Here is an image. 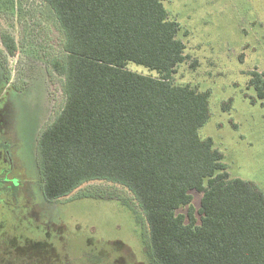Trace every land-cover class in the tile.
I'll return each mask as SVG.
<instances>
[{
    "label": "trees",
    "instance_id": "trees-1",
    "mask_svg": "<svg viewBox=\"0 0 264 264\" xmlns=\"http://www.w3.org/2000/svg\"><path fill=\"white\" fill-rule=\"evenodd\" d=\"M42 1L66 54L53 65L66 104L38 144L45 197L117 184L140 204L158 264H264V193L232 178L214 140L200 135L211 94L174 83L188 56L166 0ZM250 87L264 101L263 73H251Z\"/></svg>",
    "mask_w": 264,
    "mask_h": 264
},
{
    "label": "rangeland",
    "instance_id": "rangeland-1",
    "mask_svg": "<svg viewBox=\"0 0 264 264\" xmlns=\"http://www.w3.org/2000/svg\"><path fill=\"white\" fill-rule=\"evenodd\" d=\"M164 5L187 46L174 83L211 94L200 135L214 140L232 178L264 193V101L250 87L252 72L264 74V0ZM64 49L46 3L0 0V264H158L144 212L125 187L92 181L58 200L44 195L38 144L66 104L65 76L53 67ZM194 197L199 208L202 195Z\"/></svg>",
    "mask_w": 264,
    "mask_h": 264
},
{
    "label": "flooded vegetation",
    "instance_id": "flooded-vegetation-1",
    "mask_svg": "<svg viewBox=\"0 0 264 264\" xmlns=\"http://www.w3.org/2000/svg\"><path fill=\"white\" fill-rule=\"evenodd\" d=\"M5 161V158H4V155H2L1 157H0V172L3 170V165H4V163H2V162H4ZM38 243V242H37ZM34 262V261H33Z\"/></svg>",
    "mask_w": 264,
    "mask_h": 264
}]
</instances>
